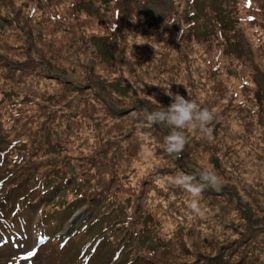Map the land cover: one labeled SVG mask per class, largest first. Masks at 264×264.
Returning <instances> with one entry per match:
<instances>
[{
  "label": "rangeland",
  "instance_id": "rangeland-1",
  "mask_svg": "<svg viewBox=\"0 0 264 264\" xmlns=\"http://www.w3.org/2000/svg\"><path fill=\"white\" fill-rule=\"evenodd\" d=\"M14 1L0 2V27L10 47L3 50L0 44V53L15 67L22 65L30 78L25 87L10 90L12 103L19 107L16 102L23 97L17 95L28 94L19 112L32 109L44 115L50 111L53 116L46 123L63 130L57 139H69L58 155L67 153L70 161L51 154L50 165L38 168L53 175L61 166L70 167L69 174L81 167L100 169L99 173L91 169L90 179L115 174L118 179L111 188L102 186L101 191L118 207L112 217L99 219L88 230L84 228L93 215L105 214L108 208L79 205L65 215L58 212L45 224L52 228L47 231L52 238L47 239L60 236L65 245L59 240V249L51 244L38 252L40 236L34 232L42 218L23 211L22 216L30 218L26 231L0 239V264H21L27 259L28 264H200L205 260L207 264H264V32L238 21L234 30L232 16H245L241 0H133L128 12L137 16L124 20V27L114 34L109 27L114 0H73L78 5L76 20L69 16L71 8L61 9L60 1L17 0L13 5ZM258 5L262 10V2ZM30 7L36 10L27 20ZM255 14L258 20L263 18L260 12ZM162 23L168 25L160 30ZM219 25L225 28L224 39L213 33ZM175 27L189 34L181 36L186 42L171 47ZM237 30L239 36L234 37ZM232 37L239 41L235 48L228 45ZM182 52H187L186 58ZM210 55L220 61L222 87L215 75L203 76L199 70ZM252 80L257 81L261 97L255 94L252 99L248 89L254 86ZM225 88L241 97L249 93L240 100L259 104L254 107L257 114L253 108L247 110L249 114L229 107ZM168 92L191 99L197 109L206 108L214 116L208 125L211 140L198 129L184 130V153L189 158L178 162V153L167 151L171 130L150 126L146 119L147 113L171 102ZM0 108L5 115L12 114V105L0 102ZM26 121L27 115L22 114L9 123L24 127ZM37 125L35 121L33 128ZM3 126L0 120V152L7 149ZM54 139L41 140V153L59 151ZM89 159H94L92 165L83 161ZM206 169L220 178L221 190L202 192L199 200L205 216L200 217L190 208L191 193L172 181L180 175L199 180ZM3 175L0 168V179ZM256 195L263 204L255 203ZM133 209L145 220L125 222ZM115 220L119 221L112 225ZM104 221H110L107 231H102ZM143 222L150 229L139 233ZM60 223L59 228L53 227Z\"/></svg>",
  "mask_w": 264,
  "mask_h": 264
},
{
  "label": "trees",
  "instance_id": "trees-1",
  "mask_svg": "<svg viewBox=\"0 0 264 264\" xmlns=\"http://www.w3.org/2000/svg\"><path fill=\"white\" fill-rule=\"evenodd\" d=\"M3 2L4 0H0V2ZM8 1V0H6ZM9 1H14V0H9ZM52 1V0H50ZM54 3L59 2V4H63L61 9H64L67 11V8H71V14H69L70 18L72 19V16L75 17V20L77 19V14L75 10L78 9V5L72 4L71 2L73 0H53ZM85 1V0H82ZM133 0H114V8H113V14L111 16L112 21L109 23L110 27V32L111 34H114L121 30L124 27V20H127L131 17H136L137 15L134 14V12L129 13L128 12V5L132 3ZM135 1V0H134ZM255 1L256 5L258 7L255 8ZM17 2L14 1L13 5ZM262 2V10L259 8L258 4H261ZM242 3V9L241 11H244V17L239 16V19H237L234 15L232 16L233 21L236 22V25H234V30L236 29V26L240 25L238 23H243L245 25H249L254 29H259L261 28L260 32H264V0H241ZM1 4V3H0ZM51 4V3H50ZM57 4V5H59ZM257 9V10H256ZM36 10V8L30 7L29 10L26 13V19L30 20L32 18V14ZM240 11V10H239ZM260 12L261 20H258L255 15V13ZM18 11L17 13H19ZM142 12V18L143 15L146 16V13L144 10ZM127 16H126V15ZM72 15V16H71ZM182 17V15H181ZM169 19V17H168ZM238 21V23H237ZM243 21V22H242ZM170 22V19L168 20ZM172 24V22H171ZM168 23H163L159 26V28L156 26V28L163 30L165 26H167ZM54 26V25H53ZM148 29H152V26L149 27L147 25ZM225 28H222V25H219V29H215L213 33L218 34L221 38H223V31ZM175 34L173 37H171L170 43L171 47H174L175 44L178 43H184L187 40L182 38L185 36L186 33L180 31L177 27L175 29L171 30ZM168 31V32H171ZM3 32H6L4 28L0 27V44L4 48L3 50L10 49V47L4 42L6 37ZM237 33H234V37L239 34V31H236ZM243 32V30H242ZM173 34V33H171ZM187 33V37H188ZM239 36V35H238ZM234 37H232L231 41H233L230 45L231 47L235 48V45L237 44L236 41L239 43V41L236 39L234 40ZM264 38V37H263ZM224 39V38H223ZM169 41V40H168ZM228 41V40H227ZM261 44H263V39L259 40ZM241 46V44H240ZM257 45V49H258ZM182 51V50H181ZM261 52L264 53V46L261 48ZM183 57H187V52H182ZM239 54V52H238ZM0 57H5V55L0 53ZM110 56V54H109ZM242 55H240L241 59ZM210 59H207L203 66L205 67L204 69H199L200 72L203 74V76H211L215 75L216 76V83H221L222 82V77L220 74V69H221V64L220 61L218 60L216 62L215 56L210 55ZM243 61L246 63H249V59L243 57ZM7 62V64H6ZM212 62V63H211ZM243 63V62H242ZM20 65V64H19ZM247 64L242 65L243 68H246ZM8 68H6V67ZM250 66V64H249ZM24 67L18 66L15 67V65H12L9 63V60H7V57L0 59V102L2 104L6 105H12L13 111L12 114L5 115L3 112H1L0 108V120L1 123L4 125L3 126V133L6 135L8 138L5 143L7 144L5 148H7L1 153V158L2 165L0 168L3 170L4 175L0 179V187L2 189V194H3V199L0 201L1 203H6L8 196L10 193H13L17 195V200L14 201L15 204L19 203L21 201H28L30 205V200H28L29 195L32 194L33 197L38 199L39 201H43L42 205L44 208L49 209L51 212L58 211L59 213H66L67 209L71 208H77L80 203H85L86 205H89L91 208H96L101 205V207H104L105 209H109L108 212L105 214H96L94 218L92 219L91 223L96 222L98 219L107 217L108 215H112V212L114 209H117V204L112 203V197L110 195H107L101 191L102 186L105 188H111L110 186L114 183V181L118 178H114L116 175L115 174H110L109 176H98L94 179H90L91 177V169H97V173H99L98 168L91 166L90 169L86 167H81L80 171H73L72 173H67V169L70 167L67 166H61L57 170L58 175H53L49 174L46 171H43L39 169L38 167L45 163L47 166L50 165L52 161V155L55 154L56 159H59L60 161L63 160H69L70 158L68 157L67 153L64 155H58L60 152V146L65 147V145L68 143L69 139L65 137V139H57L58 135L61 134L63 135V130L57 131L56 129L50 128V124H47L49 116H53V114L50 111H46V114H39L36 112H33L32 109L29 110L28 112L22 111L19 112L20 108L23 104V101L25 100L26 97H28V94L26 93H20L17 96H22L23 98L21 99L20 102H16L19 107L14 106L13 98L14 95L12 94V91L18 90L20 87H25V85L29 84L27 81L30 76H27L28 71L23 72ZM219 69V70H218ZM264 70V68H263ZM254 71V69H253ZM211 74V75H210ZM252 83L254 84L253 87H248L252 99L255 98V94H258L259 97H261L260 89L258 88V83L257 81L252 80ZM219 86L222 87L221 84ZM247 87V86H246ZM243 89V86L240 87V89ZM225 90L229 93V101L228 105L231 108H234L235 111L239 112H245L251 108L254 109V107H260L259 100H256L258 105H247L246 102H242L241 100H245V98L249 95L245 94L244 97H241L238 95V93L234 90L231 89H226ZM243 98V99H242ZM241 99V100H240ZM211 99H209L206 102H209ZM28 100L25 101L27 103ZM257 114V109H254ZM248 112V111H247ZM249 113V112H248ZM27 115V123L25 126H18V127H13L9 122H13V119L17 118L18 115ZM250 114V113H249ZM35 121H38V125L36 126L37 129H34V124ZM242 123L244 122L243 119L241 120ZM210 126L212 125L211 122ZM248 123V122H247ZM27 127V128H25ZM30 128H33L32 130H29ZM21 129H25V132L20 131ZM69 130V125L66 128ZM45 138L47 141H50L52 138L54 141H57L59 143L58 146V152L55 153L54 151H44L41 153V147L43 143L41 140ZM86 143V141H84ZM200 145L196 146V148H199ZM70 148V147H69ZM187 148L184 147V149L180 153H175L177 154V162L179 161L180 158H189V153H184ZM4 153V154H3ZM73 154V152H72ZM86 161L88 165H92L94 159H89V160H83ZM212 162V161H211ZM103 163V162H102ZM105 164V163H104ZM103 164V168L106 169V166ZM218 164L216 163L217 167ZM107 167H109L107 165ZM77 169V168H76ZM109 169V168H108ZM261 190V189H260ZM262 191V190H261ZM141 194V191L139 192V195ZM52 196V198H49ZM75 196V198H73ZM260 195H256L255 197V203L258 204H263L260 197ZM88 198V200H87ZM37 200V201H38ZM35 201V200H33ZM33 204L38 203V202H32ZM259 204V206H260ZM28 205V206H29ZM37 205V204H36ZM139 205V203H138ZM20 204L16 206V211H18ZM25 206V207H28ZM24 206H21L23 208ZM135 207V206H134ZM132 207V208H134ZM131 208V209H132ZM154 211V209H153ZM50 212V213H51ZM148 212V211H147ZM130 217H127L125 222H127L129 219L131 221H134L135 223H139L140 220H145L144 215L140 214V211L133 209L131 210ZM150 213V212H149ZM47 216L49 212L45 213ZM15 216L14 214L11 215L10 217L12 220L14 219ZM108 218V217H107ZM125 224V223H124ZM142 229L139 230L140 232H144L145 230L150 229L149 226H145V223L143 222L142 224ZM105 227H108L107 225ZM103 228V230L105 229ZM152 250L155 249V246H151ZM207 259V258H206ZM208 262L205 260L203 263L200 262V264H207ZM194 264H199L198 262Z\"/></svg>",
  "mask_w": 264,
  "mask_h": 264
},
{
  "label": "clouds",
  "instance_id": "clouds-1",
  "mask_svg": "<svg viewBox=\"0 0 264 264\" xmlns=\"http://www.w3.org/2000/svg\"><path fill=\"white\" fill-rule=\"evenodd\" d=\"M166 94L171 97V102L166 107L147 113L146 119L150 126L160 125L171 130L166 138L167 151L170 154L180 153L184 149L187 143L185 129L189 131L198 129L211 140L212 129L208 125L214 119L213 113L206 108L197 109L191 99H186L178 93L168 92ZM137 135L144 137L139 130ZM172 182L191 193L190 208L195 215L200 217L205 216L199 200L202 192L207 188H212L217 192L221 190L220 178L214 171L207 169L199 174V180L196 176L180 175Z\"/></svg>",
  "mask_w": 264,
  "mask_h": 264
}]
</instances>
